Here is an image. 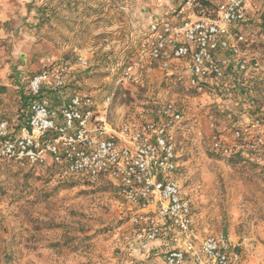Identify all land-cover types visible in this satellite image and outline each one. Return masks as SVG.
<instances>
[{"label": "rangeland", "instance_id": "1", "mask_svg": "<svg viewBox=\"0 0 264 264\" xmlns=\"http://www.w3.org/2000/svg\"><path fill=\"white\" fill-rule=\"evenodd\" d=\"M182 1L0 0V118L23 125L29 78L46 58L73 64L78 55L89 68L75 69L65 96L88 94L100 105L116 88L113 122L143 121L142 109L156 113L174 102L183 112L173 134L174 179L192 201L198 234L245 238L241 264H264V166L209 148L210 124L227 135L241 122L232 113L264 109L262 83L198 95L149 66L137 82L116 86L149 21L170 17ZM221 1L196 3L208 14ZM250 3L264 10L263 0ZM254 50L264 54V45ZM163 252L138 250L127 206L108 181L90 184L55 167L0 163V264H163Z\"/></svg>", "mask_w": 264, "mask_h": 264}, {"label": "built area", "instance_id": "2", "mask_svg": "<svg viewBox=\"0 0 264 264\" xmlns=\"http://www.w3.org/2000/svg\"><path fill=\"white\" fill-rule=\"evenodd\" d=\"M250 1L225 0L207 14L195 0H184L170 17L154 18L116 86L137 82L149 66L198 95L251 81L264 86V54L254 50L257 43L264 45V31L255 27L260 11ZM76 68H89L84 56L73 64L44 59L42 70L27 82L24 124L0 118V163L55 167L90 184L108 181L127 206L138 250L164 246L163 264H241L246 239L228 233L200 236L192 201L174 179L179 164L173 134L183 112L169 101L156 113L142 109L143 121L113 122L109 113L116 88L100 105L88 94L65 96ZM232 115L241 122L227 135L210 124L211 153L264 166V109Z\"/></svg>", "mask_w": 264, "mask_h": 264}, {"label": "trees", "instance_id": "3", "mask_svg": "<svg viewBox=\"0 0 264 264\" xmlns=\"http://www.w3.org/2000/svg\"><path fill=\"white\" fill-rule=\"evenodd\" d=\"M263 2H264V0H263ZM257 20H258V22H257L255 27L258 28L259 31H264V10L260 11L258 13ZM248 100H250V99H247V102H248ZM251 105H253V102L251 103ZM240 112H243V111L240 110ZM236 158L239 159V157H232L230 159H236ZM46 168H48V167H46Z\"/></svg>", "mask_w": 264, "mask_h": 264}, {"label": "crops", "instance_id": "4", "mask_svg": "<svg viewBox=\"0 0 264 264\" xmlns=\"http://www.w3.org/2000/svg\"><path fill=\"white\" fill-rule=\"evenodd\" d=\"M184 1V0H183ZM196 1V0H195ZM223 1H225V0H222L221 2H223ZM221 2H219V3H221ZM218 4V3H217ZM260 11V10H259ZM154 19V18H153ZM151 21V20H150ZM150 21H149V23H150ZM148 23V24H149ZM157 246H160V243H157ZM164 248V246L163 247H159V249L161 250V249H163ZM155 251H158V249H155L153 252H155Z\"/></svg>", "mask_w": 264, "mask_h": 264}]
</instances>
